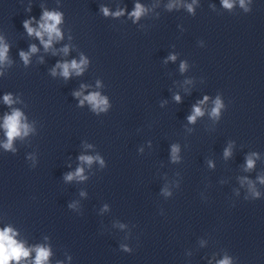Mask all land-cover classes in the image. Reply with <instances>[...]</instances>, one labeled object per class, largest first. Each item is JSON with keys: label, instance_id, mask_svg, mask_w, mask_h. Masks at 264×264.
<instances>
[{"label": "clouds", "instance_id": "9594fccd", "mask_svg": "<svg viewBox=\"0 0 264 264\" xmlns=\"http://www.w3.org/2000/svg\"><path fill=\"white\" fill-rule=\"evenodd\" d=\"M250 2V0H249ZM222 4L225 8L231 9L233 7V3L231 0H222ZM239 4L242 8L245 9V11H250V9L246 6L245 0H239ZM189 11L192 10L191 6L189 5ZM105 15H108V9L104 8L102 9ZM144 12V9L141 5L137 4L135 6V10L131 13L132 16L139 18L140 15ZM121 13L118 12L115 15H120ZM43 23L39 25L40 30L33 29L30 27V22L25 21L24 27L28 31L29 35H32L35 33V35L40 38L41 43L44 44V47L47 49L50 47L51 42L54 38L60 37V31L57 27V25L61 22V14L57 12H45L42 17ZM48 35V40L45 41L43 39L44 34ZM32 52L36 51L35 46H32L31 48ZM67 51V49H65ZM7 53V47L4 46L0 48V62L4 61ZM21 57L24 59L25 63L28 61V55L25 53H21ZM171 59H175V57H171ZM85 60H81L80 64H77L76 61H72L71 64H62L58 65V67H61L63 69L62 75L67 78L69 76V70L74 69L77 71V74H79L82 71V64H85ZM184 65H181V69L183 70ZM55 74V73H53ZM76 95H79V93H76ZM87 100L90 104L93 105L94 109H100L103 110L102 106L107 104V101L100 97L98 93L90 94L89 96H86L84 98ZM180 97L177 96L176 100L179 101ZM205 100L208 98L205 97ZM4 101L6 104H11L12 99L10 95H6L4 97ZM203 102V101H202ZM83 103V101H81ZM223 107V104L219 98L215 101V107L212 110V115L219 116L220 109ZM203 115L200 107H194L193 115L189 116L188 119L190 122H194L198 116ZM21 117L22 113L18 110H14L13 113L9 116L5 117L3 127L6 129V135L8 137V142L3 145L5 149H12V140L21 135V129H23L24 134L26 135L28 132V126L26 124H21ZM178 149L175 147L173 148V152L175 153ZM230 155V152L228 150L225 151V156ZM255 155V154H253ZM175 158V157H174ZM82 160H86L88 163L92 162L91 157H81ZM254 166V161L251 157L247 159V169H252ZM82 170L78 169L75 175L79 176ZM73 178L72 174H69L66 179L71 180ZM260 182L264 183V178H260ZM253 196L258 197L259 193L256 192L253 189ZM12 230L10 228H6L3 231H0V264H8L9 259H15L20 260L21 257H27L29 255L28 250L24 249L22 244H18L16 240L13 239V235H10ZM37 256L35 264H44V262L48 259L50 253L45 248H37ZM125 251H130V249L125 248ZM219 264H231V260L228 257H225L223 260L219 261Z\"/></svg>", "mask_w": 264, "mask_h": 264}, {"label": "water", "instance_id": "95a60500", "mask_svg": "<svg viewBox=\"0 0 264 264\" xmlns=\"http://www.w3.org/2000/svg\"><path fill=\"white\" fill-rule=\"evenodd\" d=\"M255 154V155H253ZM252 169H246L233 221L220 258L231 264H264V86L251 146ZM253 189L259 193L253 196Z\"/></svg>", "mask_w": 264, "mask_h": 264}]
</instances>
